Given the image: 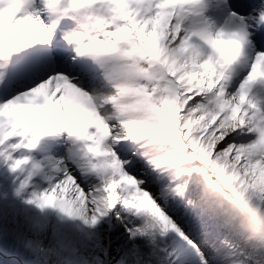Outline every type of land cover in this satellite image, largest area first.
I'll use <instances>...</instances> for the list:
<instances>
[{"label": "rangeland", "instance_id": "374dc122", "mask_svg": "<svg viewBox=\"0 0 264 264\" xmlns=\"http://www.w3.org/2000/svg\"><path fill=\"white\" fill-rule=\"evenodd\" d=\"M188 1L88 0L99 11L87 7L84 19L102 12L107 32L80 45L101 43L120 64L117 51L130 53L144 106L129 115L144 117L158 160L173 150L186 158L172 174L122 124L112 102L119 89L103 91L99 77L71 60L7 82L9 35L0 28V264H264V78L254 74L255 62L264 63V27L248 29L251 54L242 58L221 48L218 19L226 5L255 24L264 0H208L209 31L198 29ZM8 7L0 6V23ZM74 22L64 19L62 30ZM58 25H42L45 43ZM49 80L54 96L66 97L69 142L31 130L23 113L30 99L23 94ZM20 94L23 104L12 110L8 98ZM81 94L90 118L80 114ZM50 138L57 143L46 147Z\"/></svg>", "mask_w": 264, "mask_h": 264}, {"label": "bare ground", "instance_id": "6f19581e", "mask_svg": "<svg viewBox=\"0 0 264 264\" xmlns=\"http://www.w3.org/2000/svg\"><path fill=\"white\" fill-rule=\"evenodd\" d=\"M134 1L138 2L141 0ZM195 1L197 2V0ZM87 2L88 0H55L53 2L52 0H3L0 6L4 8L9 6L7 9H5L6 11L4 12V15L6 16H3L4 19H2L3 21L2 23H0L1 32L9 33V42L4 46V68L6 69L5 75L7 77V82L26 76V74L36 70L38 66L41 67L42 65H44L45 62L52 63L59 60H71L72 62L69 61L70 64L77 66L80 70L79 72L90 74L92 73L96 78L99 77L100 81H102V83L104 84L103 91H105L104 89L106 88V86H111L110 89L113 91H115L114 88L119 89V92H117L118 97L112 102L115 104V108L118 109L119 115H121L120 119H122L123 121L122 124L125 125L126 129L130 130V132L132 133L131 136L135 139L136 144L140 146L139 149H144L143 153L146 157H149L151 160H154L156 162H163V171L167 173L169 172L171 174L175 173L178 168L186 163V158H182L176 155V151L173 150L171 152L169 151V153L167 154L165 153L167 157L166 159L158 160L161 156H159V154H155L158 152L152 150L153 147H151L150 145L151 141L148 140V138L151 137L150 133L152 130H150L148 126H146L147 124L146 122H144V117L142 118L141 114L134 118L130 117L129 115L133 110L140 111L144 106V102L142 103V101L140 100V97L142 96H140V93L137 92V90L134 88V80H132L131 76L134 71L131 70L128 62L130 53L128 51H125L124 49H119L117 51L118 54L117 56H115V58H118V55H120L119 59L122 60V63L120 64L114 59V56L106 58L107 55L103 51L101 43H91V46L81 49L80 45L83 43V40L86 39L87 35L98 36V33L100 35L101 33L103 34L104 32H107L104 30L105 25H103L107 22V19L103 14H101V11V13H98V17L95 16L94 18L92 16L90 21H86L84 19L85 10L87 7H91L94 12L99 11V9L96 7L98 5L92 6ZM198 2V4L192 5L191 1L189 0L186 4L187 6L185 7V9L188 10L189 14L192 15V17H194L195 19H199V22H197L196 24L197 27H199L198 29L209 31V29H207V27H209L208 23L205 20V15L210 9V7L208 6L209 2L208 0H198ZM229 2L231 1L218 0V4L221 5L225 3L227 4ZM160 4L161 3H159V5ZM263 8L264 5L261 8L259 6L260 11L258 12V15H261L260 21L257 20L255 24L253 22H250L251 24L249 25L248 23H246V21L250 20V16H246L244 12L240 13V11H238L237 13H228L227 7L226 5H224V7H222L223 10H220V12L218 13V19H220V22H222V25H220V33H224L226 35L225 39L220 41L221 45H223L221 46V48L231 50L233 53L235 52V55L238 54L237 57L240 55V53L242 54V58L243 56L249 57L251 53L245 45L248 43L245 42V37H247L248 29H252L253 27H255L254 25L257 26L255 27L257 32L258 29H263ZM63 11H65L66 14L61 15ZM69 17L70 19L75 21L74 23H76L77 26L74 27V30H70L67 27L63 31L61 26L62 22L66 18L70 20ZM56 19L59 21L56 22ZM94 20H97V22H93ZM44 23L47 24V27H52L55 25V23L59 24L58 26H56V30L54 29V37L56 35H59L60 33L63 34L60 39L59 45H56L54 43L53 45L45 43V31L42 27ZM66 33L75 34V37H72L70 35L68 36ZM200 34L204 35V32L202 33L200 31ZM261 35L264 34L261 33ZM54 37H52V40L54 39ZM68 37L69 40L72 41V44H70V46H68L67 48L68 50L66 51L59 49L61 48V46H63V42ZM262 38L264 42V36ZM95 39L98 38L95 37ZM209 39L211 38H206V40ZM246 40L248 41L247 38ZM262 44L264 45V43ZM259 59L256 60L260 62ZM257 61L255 62V65L257 66L254 74L257 73L259 74L257 76L264 78V63H257ZM112 70L118 71L119 78L113 75H109ZM107 75H109L110 83ZM50 80L45 82L35 90H32L30 93L25 92L23 94L29 95L30 97L26 106H22L23 113H25V119L28 120V123L30 122L29 126L31 130H40L42 131V134H45L46 136L56 135L62 137L66 135V130H64L65 125L61 118V112L65 111L64 106L66 97L60 95L59 97L54 96V93L59 91V89L56 88L51 92V89L53 88L52 85L54 84ZM2 83H6V79ZM81 95L82 100L80 108L82 112H80V114H88V117L90 118L92 107L88 102L83 101L85 97L83 94ZM23 98L24 96L20 94L15 97L11 96L10 98H8L11 102L8 100L7 101L8 103H10L9 105H15L12 108V110H15L18 106H21L23 104ZM76 112L78 113V111ZM90 124H93V121ZM139 136L141 137V140L138 139ZM69 137L72 139V136ZM64 138H67V141L69 142L67 135L64 136ZM94 142L96 141L94 140L93 143ZM50 143L54 145L57 142L54 141L53 138H50L48 139V142L45 146H51ZM64 145L69 147L68 143ZM69 148H71V150L73 151V146ZM113 229L116 230L118 228L114 227ZM232 253L228 254L227 256L229 257ZM195 260L198 259L196 258ZM243 263L245 264L246 262L244 261Z\"/></svg>", "mask_w": 264, "mask_h": 264}]
</instances>
